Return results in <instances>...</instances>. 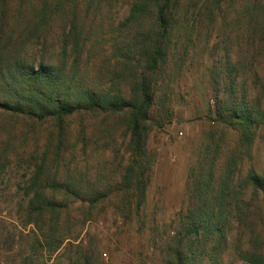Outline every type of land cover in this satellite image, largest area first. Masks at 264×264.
Returning a JSON list of instances; mask_svg holds the SVG:
<instances>
[{
    "label": "trees",
    "instance_id": "16d2710c",
    "mask_svg": "<svg viewBox=\"0 0 264 264\" xmlns=\"http://www.w3.org/2000/svg\"><path fill=\"white\" fill-rule=\"evenodd\" d=\"M79 9V0H0V176L20 156L11 151L19 144L34 163L24 218L36 228L41 254L52 256L67 241L71 246L82 233L75 230L100 214L99 205L115 189L141 208L150 114L164 103L159 83L171 64L183 67L195 39L206 35L209 41L211 27L218 21L227 26L232 16L246 29L247 48L233 61L231 45L224 43L226 91L217 126L207 132L191 168L188 204L162 264H226L230 254L239 264H264V227L248 221L255 201L264 209V174L254 166L240 173L264 126V60L256 65L264 59V0H131L120 37L114 30L101 33L103 24L87 28ZM53 24L61 29L55 52L29 62L30 43L46 50ZM92 122L100 127L89 135ZM119 123L127 126L131 166L117 187L109 181L103 189L102 175L92 177L74 161L88 155L91 141L104 134L101 127L109 136ZM79 251L80 264H92ZM25 264L40 263L32 254Z\"/></svg>",
    "mask_w": 264,
    "mask_h": 264
},
{
    "label": "rangeland",
    "instance_id": "374dc122",
    "mask_svg": "<svg viewBox=\"0 0 264 264\" xmlns=\"http://www.w3.org/2000/svg\"><path fill=\"white\" fill-rule=\"evenodd\" d=\"M130 1L100 0L97 6L93 4L91 7V0H79L80 16L87 17V28L92 24L93 28L103 24L101 33L114 30L120 37V23L129 14ZM234 21L231 16L227 26L216 22L211 27L209 41L206 35L195 39L183 67L171 64L169 74L160 81L158 94L164 103L155 105L150 114L151 129L145 157L150 169L146 167L147 191L140 209L137 200L123 192L118 195L115 189L99 205L96 213L100 214L75 230L82 229V233L78 239L71 240V246L67 241L58 253L43 256L35 239L36 228L26 225L24 218L27 205L25 183L33 172L34 163L28 153L23 154L25 150L20 149L19 144L11 146L14 155L16 152L21 154L13 157L0 176V264H25L32 254L40 264H80V248L92 257V264H162L167 241L176 233L178 214L185 211L188 204L191 168L207 132L217 126L218 104L226 91L221 83L225 70L224 43H230L233 61L238 52L247 48L246 29L233 24ZM60 30L58 24L52 25L46 50L41 45H34L35 41L30 43V52L26 56L29 62L38 63L45 51L47 57H51ZM263 60V57L259 58L256 65L260 66ZM23 127L18 126V130L23 132ZM95 127L100 124H87L89 135ZM101 128L104 134L91 141L88 155L78 154L74 162L91 176L102 175L105 181L101 187L105 189L109 181L114 186L121 181L125 169L131 166L132 154L125 124H114L109 136L105 133L106 126ZM243 158L241 175L252 166L264 174V126L259 131L251 156L244 155ZM127 202L131 203L130 207H126ZM254 205L248 221H258L264 227V209L257 201ZM73 210L74 215L79 213ZM239 236L243 238V235ZM245 245L246 242H242V248ZM226 260V264H239L232 254Z\"/></svg>",
    "mask_w": 264,
    "mask_h": 264
},
{
    "label": "built area",
    "instance_id": "2783aa9c",
    "mask_svg": "<svg viewBox=\"0 0 264 264\" xmlns=\"http://www.w3.org/2000/svg\"><path fill=\"white\" fill-rule=\"evenodd\" d=\"M213 105H214V102H213Z\"/></svg>",
    "mask_w": 264,
    "mask_h": 264
}]
</instances>
